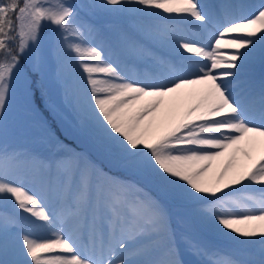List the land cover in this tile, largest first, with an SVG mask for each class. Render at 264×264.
Instances as JSON below:
<instances>
[{"label": "snow or ice", "instance_id": "obj_1", "mask_svg": "<svg viewBox=\"0 0 264 264\" xmlns=\"http://www.w3.org/2000/svg\"><path fill=\"white\" fill-rule=\"evenodd\" d=\"M81 10L145 20L109 42ZM45 26L61 66L81 73L71 90L97 143L246 246L212 264H264V152L250 166L235 163L264 147V84L241 79L258 49L264 56V3L248 12L201 0H0V114L24 62L39 70L47 59ZM138 60L151 63L134 70ZM182 89L196 97L187 107ZM83 159L0 146V205L11 201L22 214L0 212V264H185L165 204ZM185 243L203 254L196 240Z\"/></svg>", "mask_w": 264, "mask_h": 264}, {"label": "rangeland", "instance_id": "obj_2", "mask_svg": "<svg viewBox=\"0 0 264 264\" xmlns=\"http://www.w3.org/2000/svg\"><path fill=\"white\" fill-rule=\"evenodd\" d=\"M231 1L232 0H201L202 3H207L209 5H213L215 2L216 6L224 3H230ZM239 1H244V0H239ZM68 2L71 4L83 5L92 2V0H68ZM96 2L99 3L100 0H96ZM249 2L250 1H248L247 3ZM81 15L88 22L97 25L103 36L107 38L109 42L116 40L117 29H125L129 32L134 33L136 32L137 23H142L145 20L144 17L134 18L124 15H104V14L93 15L90 12H86V10H81ZM148 19H154V18H148ZM51 58H52V62H50ZM145 63L150 64L151 61L138 60L136 61L134 66L137 70H144ZM42 67H45L46 69L50 68L49 70H51L59 77L60 85H61L60 99L63 105L68 107L73 115L72 120H73V128L75 133L79 136H84V140L89 142L97 152H99L103 157H105V159L109 158L107 160L110 161H106V163L107 165L110 164L113 167V165L116 164L114 155L97 143L91 131L87 127H85L84 124L82 123L77 108L75 107V97L71 90V85L74 82L80 80L81 73L77 70L75 66L72 65L61 66L53 48H51L49 55L45 60L44 64L42 65ZM263 71H264V56L261 55L258 49L254 57L250 58L249 62L245 65L243 69V76L241 77V79L251 82L254 85V87L258 90L261 87V85L264 84V73H262ZM39 87H40V93L44 95L46 98L50 99L49 97L50 91H48V89L41 82L39 83ZM184 90L183 89L180 90L178 95L185 99L184 107H187V105L192 103L196 97L193 95L190 89H184ZM53 109L56 113L61 110L59 105H55ZM27 124L28 125H27L26 139L28 140L29 143L24 144L21 150H15V151L20 153L34 154L41 158H46L49 161L63 158L65 152L76 153L83 156L84 159L82 163L84 165H88V164L94 165L97 168L102 169L104 173L110 174L114 178H118L124 182L133 183L130 180L113 175L105 168V166L107 165L105 166L99 165L97 162L91 160L86 155V153L79 152L78 150L72 149V147L63 144L61 141H57L55 136L50 135V133L47 132L44 123L40 119H28ZM9 150H14V149H9ZM250 152L251 155L247 161L242 160V158H240L237 161L236 166L238 168H244L250 166V164L253 161L257 160L261 155V153L264 152V147H262L260 144H256L255 146H252L250 148ZM217 161L218 162L215 161L213 163L214 174H218L220 170L223 169L224 164L227 162V157L224 155L223 157L219 158ZM229 174H231V170ZM25 187L27 188L28 185H25ZM156 191L161 197L166 198V196H164L159 191L158 187ZM166 207L169 209V212L171 214V218H172L171 227L175 233V239L177 242V246L179 248L180 257L183 261H185V264H212V261H214L215 259L221 256L239 258L245 251L246 249L245 245L239 244L237 241H235L228 235L223 234L222 232H220L219 230L215 229L212 226L200 223L190 210L189 211L191 217H189L188 220H190L196 231L201 232L203 235L207 237L206 240L207 242L203 243L202 241L199 240V238L196 239L195 237H190L186 235L185 233H183V229H186V224H187L185 217L181 218L183 220L182 223L176 217V213L186 214L188 212L186 208L176 204L173 201H171L169 206ZM0 212H7L10 215L15 213L17 216L22 215L17 211L13 203H11V206H9L8 208H1ZM23 215H27V214H23ZM185 238H191L196 240L203 249V254L193 253V251L187 247L185 243ZM214 246L222 249H218V248L215 249Z\"/></svg>", "mask_w": 264, "mask_h": 264}, {"label": "trees", "instance_id": "obj_3", "mask_svg": "<svg viewBox=\"0 0 264 264\" xmlns=\"http://www.w3.org/2000/svg\"><path fill=\"white\" fill-rule=\"evenodd\" d=\"M51 35L52 29L45 26L42 29V37L49 52L52 48L50 43ZM50 62H52V58ZM22 68L23 70L19 76H14L13 78L8 106L5 112L0 114V146L21 150L24 144L29 143L26 139L27 120L40 119L44 123L47 132L55 136L57 141H61L79 152L86 153L91 160L101 166L107 165L106 161H110L107 160L109 158L105 159L89 142L84 140V136H79L75 133L73 115L60 99L61 85L59 77L49 70L50 68L41 67L39 70L32 68L28 61L24 62ZM40 82L50 91V99L40 93ZM55 105H59L61 108L57 113L53 109ZM105 168L113 175L139 185L146 193H150L160 199L165 206H169L171 200L167 197H161L156 191L157 186L155 183L142 173L122 168L117 163L113 167L109 164ZM11 203L9 201L6 206L0 205V209L8 208ZM186 210L188 211L186 214L176 213V217L181 223L183 222L182 217H185L187 221L186 229H183V233L196 239L199 238L200 241L206 243L207 237L194 229L192 223L188 220L191 217L190 211L187 208Z\"/></svg>", "mask_w": 264, "mask_h": 264}, {"label": "bare ground", "instance_id": "obj_4", "mask_svg": "<svg viewBox=\"0 0 264 264\" xmlns=\"http://www.w3.org/2000/svg\"><path fill=\"white\" fill-rule=\"evenodd\" d=\"M248 1H250L249 3H247ZM263 2V0H244V1H239V0H232L230 3H243V4H245L246 6H247V10H248V12H251L256 6H258V5H260L261 3ZM264 3V2H263ZM214 6H216L215 5V2H214V4H213ZM213 43H214V41H213ZM161 54H165V53H161ZM173 58H174V56H173ZM148 63V62H147ZM146 64V63H145ZM132 67H133V69L134 70H137L136 68H135V66H134V64L132 65ZM262 73H264V71L262 72ZM261 73V74H262ZM262 78V77H261ZM263 82V81H262ZM184 90V89H183ZM191 90V89H190ZM185 91V90H184ZM189 91V90H188ZM192 91V90H191ZM183 93V92H182ZM252 152V151H251ZM229 154H230V150H229V152L228 153H225V156L227 157V162L224 164V166L228 163V161H229ZM223 157V156H222ZM240 158H242V160H245V161H247L249 158H250V156H244L242 153L241 154H239L238 155V158H237V160H236V162L235 163H237V161L240 159ZM216 162H218V161H216Z\"/></svg>", "mask_w": 264, "mask_h": 264}]
</instances>
